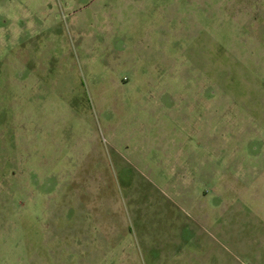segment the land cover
<instances>
[{"label":"rangeland","instance_id":"1","mask_svg":"<svg viewBox=\"0 0 264 264\" xmlns=\"http://www.w3.org/2000/svg\"><path fill=\"white\" fill-rule=\"evenodd\" d=\"M0 0V264H264V0Z\"/></svg>","mask_w":264,"mask_h":264},{"label":"flooded vegetation","instance_id":"2","mask_svg":"<svg viewBox=\"0 0 264 264\" xmlns=\"http://www.w3.org/2000/svg\"><path fill=\"white\" fill-rule=\"evenodd\" d=\"M65 3L67 4L68 7L65 6ZM69 6H70V4H68V2L62 1V7H63L64 10H67L69 8ZM64 7H66V8H64Z\"/></svg>","mask_w":264,"mask_h":264},{"label":"water","instance_id":"3","mask_svg":"<svg viewBox=\"0 0 264 264\" xmlns=\"http://www.w3.org/2000/svg\"><path fill=\"white\" fill-rule=\"evenodd\" d=\"M62 1H65V0H62ZM65 6H67V4L65 3Z\"/></svg>","mask_w":264,"mask_h":264},{"label":"crops","instance_id":"4","mask_svg":"<svg viewBox=\"0 0 264 264\" xmlns=\"http://www.w3.org/2000/svg\"><path fill=\"white\" fill-rule=\"evenodd\" d=\"M68 7V6H67ZM64 8H66V7H64Z\"/></svg>","mask_w":264,"mask_h":264}]
</instances>
